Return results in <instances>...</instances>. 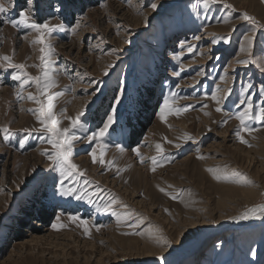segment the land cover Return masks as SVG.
<instances>
[{"label":"rangeland","instance_id":"obj_1","mask_svg":"<svg viewBox=\"0 0 264 264\" xmlns=\"http://www.w3.org/2000/svg\"><path fill=\"white\" fill-rule=\"evenodd\" d=\"M225 2L235 10L211 0H0L7 9L0 13V57L8 55L14 63L25 64L34 77L41 74L33 67L40 64V46L32 43L37 34L6 21L18 20L21 10L34 9L37 22L65 25L51 38L57 81L51 92L62 93L57 113L67 109V115L75 116L85 110L82 120L95 130L123 88L106 137L105 160L114 161V166L93 163L89 152L95 144L86 139L74 142L72 161L85 171L80 184L85 178L92 182L83 187L93 192L98 184L104 190L101 196L112 193L128 206L116 205L117 211L134 213L131 221L118 225L110 212L96 210L103 203L97 197L90 204L59 196V172L48 167L50 162L42 155L51 150L39 138L42 132L34 131L25 146H19L24 129H40L30 111L39 105L27 99L29 93L37 94L36 87L21 90L12 78L16 70L0 60V127L9 126L13 132L7 142L0 133V261L14 249L12 259L0 264H264V219L240 221L219 231L215 226L264 202V122H250L257 130L244 134L252 145L248 147L234 134L239 121L232 118L222 124L227 116L217 112L218 105L210 99L217 87L221 90L217 95L231 88L223 107L235 112L233 102L243 87L251 85L254 102L260 101L264 71L255 63L236 61L246 58L239 46L253 27L242 14L247 12L264 25V0ZM152 3L157 4L155 10ZM73 27L74 34L68 31ZM181 42L185 47L178 46ZM205 47L207 51H202ZM262 49L264 28H259L254 34V60L264 59ZM173 92L177 95L172 107L190 106L189 110L169 114L162 122L159 106ZM61 126H68V121ZM185 134L194 139H178ZM156 143L171 159L153 173ZM136 147L144 163L132 151ZM215 167L236 170L253 185L217 181L206 170ZM117 169L122 171L118 174ZM65 184L72 186L71 179ZM57 215L66 225L59 231L52 228ZM69 215L88 220L90 235L69 221ZM141 218L138 231L159 228L171 246L161 248L147 236L125 235L135 231L127 223ZM93 225L103 227L96 231ZM159 259L163 263H157Z\"/></svg>","mask_w":264,"mask_h":264},{"label":"snow or ice","instance_id":"obj_2","mask_svg":"<svg viewBox=\"0 0 264 264\" xmlns=\"http://www.w3.org/2000/svg\"><path fill=\"white\" fill-rule=\"evenodd\" d=\"M212 3H224L226 8L235 10L231 4H227L225 0H211ZM151 8L155 10L157 8L156 3H152ZM193 8H196V5H192ZM7 9L3 4H0V13L6 12ZM59 11V9H57ZM242 20L247 21L251 24V32L244 36L243 42L240 43L239 52L244 53V59H238L237 63H242L244 65L255 63L257 67L264 71V59L254 60L253 57V46H254V34L255 31L259 28H264V25H261L259 21L254 16L249 15L247 12L242 14ZM224 22L228 23L229 18L225 17ZM6 23L11 24L13 27H22L24 29L30 30L31 32L36 33V38L32 41L34 45H39V65H33V67H39L40 75L32 76L26 70L25 64H16L13 62L12 57L4 55L0 57V60L6 62L7 67L13 68L16 70V74L13 75V79L19 81V87L21 90H24L26 86L35 85L37 94L33 95L29 93L27 99L33 101L35 104L39 105L38 108L32 109L30 111L36 115L37 122L40 125V129H24L26 133L22 139L19 141V146L23 148L27 143L29 137L34 131H41L42 134L39 137L41 141L47 143L51 146V150H45L42 152V155L47 157V160L50 162L48 167L52 168L53 171L59 172V189L58 194L61 197H74L76 200H87L88 203H94L92 197H97L102 200L101 205H97L96 210L98 212H110L113 216L116 217L117 224L125 223L133 219V212H119L114 206L120 205L122 208H127L126 204H123L120 199L112 193H108L106 197L101 196L104 190L99 187L97 184L95 191L89 192L86 187L83 185H91L92 182L87 178L83 180V185L80 184V177L85 176V171L81 170L77 164L72 161L73 147L74 142L80 139H86L89 144H95V147L91 149L89 155L92 157L93 163H98L101 166L111 168L114 166V161L105 160L106 148L108 147L106 143V137L109 134V129L115 123L116 118V106L121 102V97L123 95V88L120 89V95H117L114 99V105L111 107L110 112H108L103 119V122L95 130L90 131L88 124L82 120L85 116V110L77 112L75 116L67 115V109L61 110L59 113L56 112V101L62 95L59 92H51V89L57 87V81L55 79L54 73L56 69L54 67L56 61L54 59L55 47L51 43V38L54 33L58 31L65 30V25L63 23L59 24H50L48 22H37L35 19V10H21L19 13V19H9ZM145 23L147 19L145 18ZM79 25H77L78 27ZM68 31L73 34L76 32V27L68 29ZM198 39V37H197ZM227 42V40H225ZM182 48L185 47V43L181 42L180 45ZM188 50L192 51V47L189 45ZM118 51L116 49L113 52ZM264 53V49L261 50ZM14 55V53H13ZM112 67V65H109ZM105 75L108 74L107 69H105ZM221 79H224L221 77ZM251 85L245 86L242 88L240 95L237 97V100L233 102V107L238 109L235 112H226L223 105L232 95V89L228 88L222 95H217L221 90L217 87V90L214 91L210 97L211 100L215 101L218 105L216 107L217 112H224L227 116L222 124H226L228 119H236L239 121V127L235 129V136L238 138L240 143L251 147L247 139H245V133L251 134L257 129L252 126V123L264 122V85L260 86L259 92L261 99L260 101L254 102L253 95L250 93ZM96 91H99L97 88ZM95 95V92L93 93ZM176 93H171L168 96H165L162 104L159 106L157 116L162 122H166L167 116L169 114H180L189 110V107H172L175 104ZM43 97V99H41ZM23 98V97H21ZM207 107V105H205ZM207 114V113H206ZM64 120L68 121V126L62 127ZM252 122V123H250ZM0 133L3 134L4 141H10L13 136L9 126L0 127ZM86 134V135H78ZM166 139V138H165ZM184 142L193 140L194 138L190 135H183L178 137ZM167 143L171 144L173 141L168 140ZM176 148H180V143H175ZM155 149L157 152L156 157L151 158V167L150 171L153 173L157 170L158 167L163 166L164 163L170 162L169 157L165 155V148L161 143L155 144ZM119 151L122 153L124 148H119ZM132 151L139 158L141 163L145 162V157L141 154L139 147L133 148ZM198 151V150H197ZM198 159H205L204 156L199 155ZM208 172L212 173L213 178L217 181H225L241 185H253V181L248 179L242 173L232 170L228 171L226 169H221L219 167L208 168ZM122 171L117 169V173ZM71 179L72 186L65 184V181ZM171 187V185L169 186ZM161 192L165 195H169L172 199H178V196L172 195L167 192L164 188H159ZM167 211V210H166ZM234 221H247L250 219H264V202L255 204L251 207H245L237 215L230 217ZM56 222L52 224L54 230H61L66 227L62 224L61 216L57 215L55 218ZM68 220L74 224H77L78 227L83 229L85 235H90L89 221L82 219L78 215H69ZM143 219H137L135 223H127V227L135 230L133 232H126L125 235H137V236H147L149 239L153 240L157 246L161 248H167L171 246V241L167 237L162 235V230L156 227H149L144 229V231H138L140 229ZM213 223H215L213 221ZM96 231H99L103 225H93ZM255 251L253 250L252 255L255 256Z\"/></svg>","mask_w":264,"mask_h":264},{"label":"bare ground","instance_id":"obj_3","mask_svg":"<svg viewBox=\"0 0 264 264\" xmlns=\"http://www.w3.org/2000/svg\"><path fill=\"white\" fill-rule=\"evenodd\" d=\"M142 1V0H140ZM181 44H179L178 46H180ZM202 51H207V48H202ZM157 124V120L155 119L153 122H152V126L156 125ZM240 222V221H239ZM239 222L237 221H234L232 219H228L226 222H223V223H220V224H217L215 225L216 228L218 229L217 231L223 229V228H227V227H232V226H236L237 224H239ZM32 240V239H31ZM221 241H216V246H218L220 244ZM21 243V242H20ZM223 246V245H222ZM190 249V248H189ZM187 249V250H189ZM186 249L183 251H187ZM182 252V253H183ZM13 254H14V249L11 248L8 252H6L1 258V261L0 263H6L8 261H10L13 257ZM166 254V253H165ZM177 257V256H176ZM165 262L164 263H168L170 260L168 258H166V255H165ZM157 263H163V259H159V261H157Z\"/></svg>","mask_w":264,"mask_h":264}]
</instances>
